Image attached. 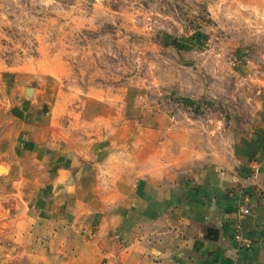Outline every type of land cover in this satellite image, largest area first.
<instances>
[{
    "label": "crops",
    "instance_id": "crops-1",
    "mask_svg": "<svg viewBox=\"0 0 264 264\" xmlns=\"http://www.w3.org/2000/svg\"><path fill=\"white\" fill-rule=\"evenodd\" d=\"M4 75L0 264H264V90L238 135L149 107L76 128Z\"/></svg>",
    "mask_w": 264,
    "mask_h": 264
},
{
    "label": "rangeland",
    "instance_id": "rangeland-1",
    "mask_svg": "<svg viewBox=\"0 0 264 264\" xmlns=\"http://www.w3.org/2000/svg\"><path fill=\"white\" fill-rule=\"evenodd\" d=\"M8 73L22 91L55 88L76 128L101 105L149 107L238 135L264 90V0H0Z\"/></svg>",
    "mask_w": 264,
    "mask_h": 264
},
{
    "label": "built area",
    "instance_id": "built-area-1",
    "mask_svg": "<svg viewBox=\"0 0 264 264\" xmlns=\"http://www.w3.org/2000/svg\"><path fill=\"white\" fill-rule=\"evenodd\" d=\"M242 198H243L244 202H248V200H249V197L247 195H243ZM240 210H241V212H246L247 211L246 204L240 205ZM237 230L239 231V228H237ZM237 236H239L238 233H237Z\"/></svg>",
    "mask_w": 264,
    "mask_h": 264
},
{
    "label": "water",
    "instance_id": "water-1",
    "mask_svg": "<svg viewBox=\"0 0 264 264\" xmlns=\"http://www.w3.org/2000/svg\"><path fill=\"white\" fill-rule=\"evenodd\" d=\"M34 88H27V90H26V94L28 95V96H31L32 95V93L34 92Z\"/></svg>",
    "mask_w": 264,
    "mask_h": 264
}]
</instances>
